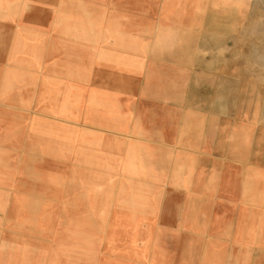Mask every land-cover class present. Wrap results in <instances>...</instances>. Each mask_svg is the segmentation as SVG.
I'll return each mask as SVG.
<instances>
[{"label":"rangeland","instance_id":"374dc122","mask_svg":"<svg viewBox=\"0 0 264 264\" xmlns=\"http://www.w3.org/2000/svg\"><path fill=\"white\" fill-rule=\"evenodd\" d=\"M163 3L137 0L150 29L71 65L56 112L34 116L27 97L7 113L26 142L0 156V264H156L184 237L199 264L216 212L264 264V0H183L180 18ZM12 71L0 88L32 96ZM33 122L60 129L35 138Z\"/></svg>","mask_w":264,"mask_h":264},{"label":"crops","instance_id":"0c3cea01","mask_svg":"<svg viewBox=\"0 0 264 264\" xmlns=\"http://www.w3.org/2000/svg\"><path fill=\"white\" fill-rule=\"evenodd\" d=\"M170 2L175 3L170 6ZM180 4L184 5L183 0H164L163 18L170 15L180 18L184 10ZM123 7L129 8V11H123ZM139 7L137 0L136 2L131 0H0V17L7 18L6 21L0 22V80L10 81L11 73H5V71L9 72L12 69V74H17L12 79L34 81L32 96L26 94L25 85L20 86L16 93H9V89L0 88V156L2 154L6 156L15 146L24 148L26 142L25 123L17 120L12 126L14 128L11 129L9 123L11 116L7 113L20 112V109L27 104V97L29 101L33 98L34 112L32 114L34 116L39 115L40 112L50 111L48 109L50 106L51 110L56 112L57 108H52L55 103L52 97L56 86L60 88L66 86V90L70 91V84L65 83L60 86L57 83L64 80L69 82L72 79L66 76L70 73L71 65L80 64L84 67L87 56L88 58L96 55L106 57L105 51L100 50L122 48L121 33L136 34L151 28L149 24L147 28L139 27L137 12ZM182 19L184 20V17ZM12 26L14 28H10ZM106 36H109V39ZM127 42L126 46L131 47L136 40ZM96 49L97 54L91 51ZM113 57L115 64V61L120 58L118 59L115 55ZM44 97H48L51 105L43 99ZM30 127L35 138L40 135L41 129H60L56 125L41 126L39 122H33ZM19 147L16 148L19 150ZM19 159L23 165V159ZM226 208L229 209L230 206L227 204ZM223 218L224 216L219 217L216 212L214 220L213 215V223L211 222L208 232L211 240L207 249L202 251L201 247L194 242L190 251L199 252L201 257L199 264H250V255L253 254L245 247H238L231 243L233 240H242L243 237L240 234L233 235L230 231H224ZM181 219L183 223V219L186 218L181 217L180 223ZM187 220L189 225L196 226L195 219L188 217ZM183 225L186 226V224ZM213 226L215 229L212 228ZM130 239L135 241L134 247L130 245L129 248L131 250L133 247L130 258L133 256L135 258L140 237L138 234H131ZM187 240L184 237L178 241L177 252L166 251V254H163L156 251L158 264H160L158 258L170 257V255L176 258L170 264H186ZM195 261L196 259L193 260L194 264ZM161 264H165L163 259Z\"/></svg>","mask_w":264,"mask_h":264}]
</instances>
